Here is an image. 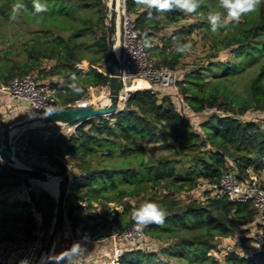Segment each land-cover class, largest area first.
<instances>
[{
  "label": "trees",
  "instance_id": "trees-1",
  "mask_svg": "<svg viewBox=\"0 0 264 264\" xmlns=\"http://www.w3.org/2000/svg\"><path fill=\"white\" fill-rule=\"evenodd\" d=\"M20 2L25 8L15 21L22 18L35 28L30 36L32 43L13 49L16 40L25 38L24 32H18L16 38L7 41L11 46L0 58L1 84H8L16 75L34 72L38 81L64 86L67 94L63 101L68 102L90 88L109 82L104 1L40 0L48 7V11L40 15L34 14L33 0ZM15 3L17 0H0V12L11 17ZM94 3L103 4L101 11L104 10L96 21L87 11L77 16L80 6L88 10ZM126 8L142 36L150 41L157 33L188 19L194 20L172 31L173 39L185 31L191 34L200 30L209 41V49L215 52L210 54L205 66L180 76L178 86L184 90L193 113L202 114L207 109L217 108L221 114L186 117L176 109L173 98L167 93L142 90L132 94L125 110L84 121L70 137L58 133L45 138L43 133L50 126L28 130L31 145L47 153L60 173L67 172L69 161L74 163L70 166L72 184L67 200V221L73 232L79 229L94 238L103 236L104 230L113 225L120 230L136 225L131 212L145 200L166 210L162 225L149 224L142 228L148 239L156 240L161 247L138 245L124 249L112 263L89 264H221L213 254L218 250L217 241L230 237L236 226L252 224L257 227L258 235L261 234L258 248L248 254L235 250L225 252L223 264H264V219L261 220L260 212L251 202L218 199L207 191L204 200L180 206L174 197L185 189L197 188L202 182L219 183L227 172L240 182H248L252 174L264 171V126L255 118L247 117L253 112L264 114V0L256 11L242 16L238 23L228 22L226 26L234 29L226 33L211 31L207 20L213 9L226 17L218 0H202L201 7L192 14L175 8L159 12L138 6L134 0H126ZM80 36L86 38L79 41ZM82 42L89 45L93 56L83 59ZM147 48L156 53V48ZM223 51L226 55L221 58ZM157 53L164 58V64L174 70L175 63L168 62L165 53ZM19 54L26 58L17 61L9 57ZM257 61L259 64L249 79L246 94H236L227 83V73L242 70ZM215 68L227 72L213 82L206 80L205 71L214 73ZM73 76L81 88L79 93L70 88ZM1 115L0 112V126L4 129L9 124L2 122ZM134 138L156 139L170 154L148 162L141 158L138 168L112 170L95 166L89 157L98 152H107L109 156L117 151L121 155L142 153L144 147L133 145ZM120 184L130 186L121 188ZM22 186V176L0 164L1 239L28 241L34 239L40 229L44 236L49 233L55 209L53 197L47 192L34 193L41 208L42 221L39 222L28 200L7 197ZM149 188L161 189L164 193L151 195L136 204L128 201ZM111 203L122 209L108 212L106 209ZM241 243L245 245V238Z\"/></svg>",
  "mask_w": 264,
  "mask_h": 264
},
{
  "label": "built area",
  "instance_id": "built-area-1",
  "mask_svg": "<svg viewBox=\"0 0 264 264\" xmlns=\"http://www.w3.org/2000/svg\"><path fill=\"white\" fill-rule=\"evenodd\" d=\"M145 40L149 43V40L142 36L136 27L134 17L128 13L126 0H121L116 48L120 65L121 87L116 113L126 109L135 91L149 90L151 93H155L157 90H161L173 98L176 109L186 117L192 116L197 118V116L201 115L221 114L217 108L207 109L202 114L193 113L188 102L185 100L184 90L178 86L180 75L175 70L159 64L158 58L147 50ZM108 84L109 82L97 88H90L81 97L65 102L63 101V97L67 94V90L64 86H55L49 82L38 81L33 73H28L14 76L8 84L0 83V95L6 96V107L25 105L27 107L26 117L62 109L86 106L102 107L109 101ZM80 124L53 125L49 129H56L57 131H46L43 134L45 138L48 135L55 137L58 133H64L70 137L75 134ZM34 128L37 127H31V129ZM28 130L29 127H25L15 129L11 133V148L15 161H18L27 168L46 171V169L53 166L51 159L47 153L31 145ZM68 172L71 175L70 168ZM195 189H204L205 192L208 191L211 196L218 199L226 198L231 202L238 203L251 202L260 212L261 220L264 219V185H261L255 177H252L251 181L240 182L232 173L227 172L222 175L219 183L208 184L205 182V184H200ZM82 205L85 206L83 203ZM117 207L122 209L119 205ZM66 225L71 234L72 241L70 247L74 242H84V237L80 238L79 234L74 233L67 220ZM113 228L116 229L118 240L129 244L128 248L138 245L143 246L150 240L143 229L137 230L136 225L123 230L119 228L117 230V226L113 225L110 228V232L112 233L115 232ZM77 231L81 230L78 229ZM83 233L86 234L87 232ZM110 235L112 234L110 233ZM74 236L78 237L75 238ZM95 238L92 237V239ZM107 238V236H104L100 239L104 241ZM258 238L261 241V234L258 235ZM40 249V232H38L34 239L28 241H14L0 238V264H33ZM122 251L121 246L114 248V251L109 256V263L114 262L122 254ZM84 261L87 262L85 264L90 263L84 259L82 252L76 259V264H80V262L82 264Z\"/></svg>",
  "mask_w": 264,
  "mask_h": 264
},
{
  "label": "rangeland",
  "instance_id": "rangeland-1",
  "mask_svg": "<svg viewBox=\"0 0 264 264\" xmlns=\"http://www.w3.org/2000/svg\"><path fill=\"white\" fill-rule=\"evenodd\" d=\"M104 1V5L106 6L107 0H102ZM103 4H96L94 3L93 7L89 8L86 10L85 6H80L77 11V16L79 15H84L85 12L87 11L89 16H91L95 21L98 19V17H101L103 15L104 10L101 11V7ZM105 13L107 15L106 9ZM77 17V19H78ZM70 21L72 22L73 20L70 18ZM194 22L192 19H188L186 21L181 22L180 24L174 25L170 27L169 29H166L160 33L155 34L150 42V46L152 48H156V53L157 52H163L167 56V61L175 63V68L174 70L180 75L183 76L184 74H187L188 72L198 69L200 67H203L206 65V62L208 61V57L210 54H213V52L209 49V41L206 40L205 38V33L200 30H196L193 33L187 34L181 33L179 38L173 39L172 37V31L177 30L181 26H187L189 23ZM106 24H107V19H106ZM234 29L232 26H225L220 29H218L216 32L219 33H226L228 30ZM35 28L26 20L20 19V21H15L12 20L10 16H8L6 13L0 12V33L4 35L0 36V58L4 57V53L8 50V48L11 46V44L7 41L13 40L14 38L17 37V33L24 32L26 34L25 38H22V40H16L15 43L12 45L14 46L13 49L17 50L18 48H22L24 44L27 43H32L30 40L31 32H33ZM6 38V40H5ZM86 37L85 36H80L78 39L79 41H83ZM8 39V40H7ZM176 42L180 43H191L192 49L189 53L186 54H181L177 53L175 51L174 45ZM148 50V48H147ZM149 51V50H148ZM80 52L82 56L84 57L83 59H86L88 57H91L94 55L92 52L91 48L89 45L85 42L81 44L80 47ZM151 52V51H150ZM226 51H223L220 53V57L224 58ZM153 53L159 60V64L164 65L163 57L159 55L158 53L156 54L155 52ZM9 57H13V59L17 61H22L23 59L26 58L24 54H19L17 56H12L9 55ZM259 61L253 62L250 65H247L244 67L242 70L238 71H231L227 73L226 79L228 85L234 90L236 94L239 95H245L246 94V88L249 82V79L255 74L256 67L258 66ZM169 67V66H168ZM214 73H210L208 71H205V78L206 80L213 82L216 80L217 77L222 76L226 74L227 71L219 68L214 69ZM33 74L36 76V73L33 72ZM1 98V96H0ZM17 106L13 107H6V102L4 100L0 99V112H1V119L2 122L13 124L14 122L21 121L25 118V115L20 114L17 112ZM205 116V115H203ZM248 118H255L256 121L264 126V114L258 113V112H253L249 113L247 115ZM31 129V127H29ZM48 132H52V130L55 132L57 131L56 129H46ZM3 137V129L0 126V147H1V140ZM133 145L141 146L144 147V151L142 153H130L127 155H121L118 151L114 153L113 156L107 155V152H98L96 154H91L89 157L92 159V162L95 166H98L101 169H118V168H138L139 166V161L141 158L145 162L151 161V160H156L165 156H168L170 154L169 150L163 149L160 147L161 142L157 141L156 139H151V138H146V139H140V138H134L132 140ZM67 163V161H66ZM74 163L69 161L68 164V170ZM46 172L53 174L59 173L58 169L55 166H51L50 168L46 169ZM252 177H255L257 181L261 184L264 185V171H262L259 174H252ZM201 184H205V182H202ZM127 186H130L129 184H120V187L122 188H127ZM33 190L36 195H41L43 192H47L50 194L48 190L44 188V185L40 182H34L33 184ZM113 193V192H111ZM164 191L161 189H157L155 191L154 188H149L147 189L144 194H142L139 197L136 198H131L128 200L129 202L136 204L143 202L147 197H150L151 195L156 196V194H163ZM51 195V194H50ZM8 198L14 197L16 199H21V200H28V191L23 185L20 190L17 191H12L9 193L7 196ZM175 199L179 203L180 206H186L192 202L195 201H202L205 198V190L204 189H192L188 190L185 189L182 192L176 193L174 195ZM54 199V197H53ZM11 200V199H10ZM55 201V199H54ZM56 205V203H55ZM118 205L116 203H111L108 208L106 209L108 212L112 213L113 210H121L120 207H117ZM32 211L36 214V218L39 222L42 221V215H38L32 208ZM54 213L55 209L53 212V218H54ZM53 223V220H52ZM52 224L49 228V233L51 230ZM117 226V230H118ZM114 229V233L110 232L111 230H104V235L103 236H96L95 239H92V236L89 232L86 234L81 232V231H76L74 233L79 234L80 238L84 237V242H81L80 245L83 249V257L86 261H89L90 263L94 262H106L109 263L110 259L109 256L111 253L114 251V248H119L120 246L122 249H129L127 246L129 244H126L125 242L118 240L117 234H116V229ZM49 233L46 235L45 234V240L47 241ZM84 236H82L83 234ZM110 233L112 235H110ZM104 236H107L108 238L105 239L104 241L101 240L100 238H103ZM77 238L78 236H74ZM245 238L246 243L245 245H242L241 241L242 239ZM71 234L68 231L67 225L65 224L63 232L60 235V239L57 245L56 253L59 254L60 252L69 249L71 245ZM259 238H258V233H257V227L255 224L249 225L248 227H235V232L228 238L224 239H219L217 241L218 245V250L213 251L214 256L218 258L223 264V254L225 252H229L232 250H235L239 252L240 254H248L251 251L255 250L258 248ZM120 244V246H119ZM150 244V245H149ZM154 245L153 247L159 248L161 247L160 244H157L156 240H149L146 246H151ZM118 246V247H117ZM40 252V251H39ZM45 259H43L44 261ZM87 262L84 261L85 264ZM81 264V262H80Z\"/></svg>",
  "mask_w": 264,
  "mask_h": 264
},
{
  "label": "water",
  "instance_id": "water-1",
  "mask_svg": "<svg viewBox=\"0 0 264 264\" xmlns=\"http://www.w3.org/2000/svg\"><path fill=\"white\" fill-rule=\"evenodd\" d=\"M121 0H107V24L106 30L108 34V67H109V101L102 107L86 106L72 109H62L52 112H43L35 116H26L23 120L14 122L3 129V137L0 147L1 165L15 174H19L23 178V185L28 191V201L32 204L34 211L40 215L41 208L36 200L33 184L34 182H48L53 177L58 178L57 195L51 196L55 199V213L52 227L47 241L40 229L41 249L36 256L33 264H48L46 257L56 253L60 235L63 232L67 220V200L69 190L72 184V176L69 172L51 174L49 172L19 166L15 162V158L11 148V133L15 129L25 127H42L53 126L59 124H78L92 118L111 116L116 113V107L121 87L120 65L117 56V36L119 28V11Z\"/></svg>",
  "mask_w": 264,
  "mask_h": 264
},
{
  "label": "clouds",
  "instance_id": "clouds-1",
  "mask_svg": "<svg viewBox=\"0 0 264 264\" xmlns=\"http://www.w3.org/2000/svg\"><path fill=\"white\" fill-rule=\"evenodd\" d=\"M138 6H143L147 9H156L159 12L171 11L174 8L185 14H192L201 7L202 0H134ZM262 0H218L219 8L226 11L224 17L220 11L215 9L210 10L207 20L210 24L211 31L216 32L218 29L225 27L228 22H239L242 16L250 14L257 10ZM25 5L17 0V3L12 8V20H16L21 10ZM34 14L40 15L48 11L46 4H42L40 0H33ZM145 45L150 47V44L145 40ZM177 53L186 54L192 49L191 43L176 42L174 45ZM73 83L70 88L79 93L80 86L75 82L76 77H72ZM133 221L137 226V230L149 224L162 225L166 217V210L159 204L145 200L131 212ZM83 249L79 242H74L73 245L59 254H53L46 257L48 264H76V259L82 254Z\"/></svg>",
  "mask_w": 264,
  "mask_h": 264
},
{
  "label": "bare ground",
  "instance_id": "bare-ground-1",
  "mask_svg": "<svg viewBox=\"0 0 264 264\" xmlns=\"http://www.w3.org/2000/svg\"><path fill=\"white\" fill-rule=\"evenodd\" d=\"M15 162L17 165L22 166V164L19 163L18 161H15ZM42 184L44 185L45 188L49 190L50 193H52L53 195H57V192H58V178L57 177H53L48 182H44ZM42 263H43V259L40 262V264Z\"/></svg>",
  "mask_w": 264,
  "mask_h": 264
},
{
  "label": "crops",
  "instance_id": "crops-1",
  "mask_svg": "<svg viewBox=\"0 0 264 264\" xmlns=\"http://www.w3.org/2000/svg\"><path fill=\"white\" fill-rule=\"evenodd\" d=\"M1 96V100H4L5 102L7 101V98H6V96L5 95H0ZM16 106V105H15ZM17 112L18 113H20V114H24L25 115V113H26V110H27V107H25V105L24 106H19L18 105V107H17Z\"/></svg>",
  "mask_w": 264,
  "mask_h": 264
}]
</instances>
